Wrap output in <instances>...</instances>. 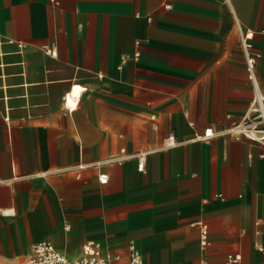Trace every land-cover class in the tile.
Instances as JSON below:
<instances>
[{
  "label": "crops",
  "instance_id": "1",
  "mask_svg": "<svg viewBox=\"0 0 264 264\" xmlns=\"http://www.w3.org/2000/svg\"><path fill=\"white\" fill-rule=\"evenodd\" d=\"M238 25L255 31L264 95V0H0V218L18 213L29 225L41 195L50 212L79 215L85 198L99 207L102 185L124 202V264L131 242L144 264H224L232 252L264 262V146L223 133L194 138L248 112ZM74 84L85 90L69 111ZM117 133L127 145L113 151ZM170 134L179 143L163 148ZM122 148L157 150L141 171L135 158L107 161ZM116 179L123 190L110 189ZM99 233L85 242L123 264L121 251L111 256L110 227ZM43 238L52 239L35 241ZM53 242L70 257L81 251Z\"/></svg>",
  "mask_w": 264,
  "mask_h": 264
},
{
  "label": "rangeland",
  "instance_id": "2",
  "mask_svg": "<svg viewBox=\"0 0 264 264\" xmlns=\"http://www.w3.org/2000/svg\"><path fill=\"white\" fill-rule=\"evenodd\" d=\"M147 115L149 116V114ZM154 127V124L151 123L152 130H154ZM146 133V137L155 135L151 130ZM115 138L116 144L113 151L117 150L122 144L127 145V134L119 138L117 133ZM254 142L256 143V141ZM71 173L75 174L72 171ZM47 178L43 177L38 180L46 183ZM82 185L85 190H91L93 187L90 182L84 183L81 181ZM123 188L124 183L120 180L111 181L110 189L112 191L123 190ZM100 192L99 207L92 206L91 199L85 198L82 200L83 208L79 215H62L50 212L54 209L48 208L47 201L41 195L39 200L36 201L41 210L38 213L31 214L29 225L25 221V217H21L18 213L6 214V217L0 218V264H24L30 245L40 237H50L59 247L68 251L71 255L77 254L87 238L99 236V232L109 227L112 234L108 242L111 248V256L113 257L116 251H121L122 259L119 262L127 263V238L123 236L127 224L123 214L125 208L123 199L113 198V195L107 196V189L102 185ZM69 201L80 200L72 198ZM44 206L46 207L44 208ZM13 209L15 210L16 207L13 206ZM0 211L4 213L3 209H0ZM76 241L74 251H69V246Z\"/></svg>",
  "mask_w": 264,
  "mask_h": 264
},
{
  "label": "built area",
  "instance_id": "3",
  "mask_svg": "<svg viewBox=\"0 0 264 264\" xmlns=\"http://www.w3.org/2000/svg\"><path fill=\"white\" fill-rule=\"evenodd\" d=\"M239 38L242 50L245 56V66L248 79L252 83L253 98L249 105L248 112L243 118L234 122L229 128L224 131H213L212 128H206L205 131L196 135L195 139H208L216 134H230L236 137L246 136L252 140H256L264 146V95L257 80V59L258 54L254 51V35L255 31L250 28H243L238 25ZM21 46H24L21 44ZM47 51L51 55H56V49L52 46L47 47ZM135 56H138L136 53ZM128 60V56L121 58V64L118 68L122 67V63ZM102 76L101 74H99ZM79 87L77 90L75 87ZM85 90V87L74 84L70 91L64 95V104L67 110H73L79 101L80 94ZM74 100V101H72ZM8 119L9 117H5ZM179 141L174 134L168 135L163 141V148H170L176 146ZM157 148L144 149L127 153L125 148L120 150L119 154H114L109 157L107 161L114 162L120 161L127 157L137 159L138 169L145 170L146 158L149 154L156 151ZM264 156V152H263ZM95 164H99L96 162ZM81 165L80 167H83ZM108 174L101 173L99 180L101 183L108 181ZM201 230V243L203 246L208 244V226L203 221H198ZM7 264V263H6ZM24 264H111L110 256L104 252L101 242L96 239H89L84 242L80 253L75 257H70L57 248L52 239L43 238L32 243L27 259ZM129 264H144L143 255L138 246L131 242L129 244ZM208 264V263H204ZM224 264H243L241 253H229ZM264 264V262L256 263Z\"/></svg>",
  "mask_w": 264,
  "mask_h": 264
},
{
  "label": "bare ground",
  "instance_id": "4",
  "mask_svg": "<svg viewBox=\"0 0 264 264\" xmlns=\"http://www.w3.org/2000/svg\"><path fill=\"white\" fill-rule=\"evenodd\" d=\"M79 87L77 86V87H75V89L77 90ZM72 101H74V100H72ZM11 210H7V212H10Z\"/></svg>",
  "mask_w": 264,
  "mask_h": 264
}]
</instances>
